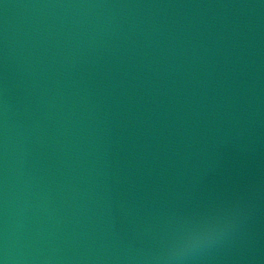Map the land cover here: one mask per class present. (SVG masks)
<instances>
[{"label": "water", "instance_id": "obj_1", "mask_svg": "<svg viewBox=\"0 0 264 264\" xmlns=\"http://www.w3.org/2000/svg\"><path fill=\"white\" fill-rule=\"evenodd\" d=\"M0 264H264V0H0Z\"/></svg>", "mask_w": 264, "mask_h": 264}]
</instances>
